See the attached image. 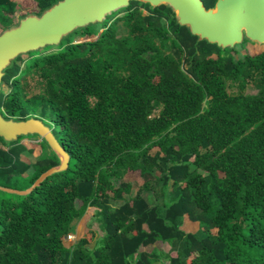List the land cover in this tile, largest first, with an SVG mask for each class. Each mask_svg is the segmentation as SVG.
<instances>
[{"label": "trees", "instance_id": "obj_1", "mask_svg": "<svg viewBox=\"0 0 264 264\" xmlns=\"http://www.w3.org/2000/svg\"><path fill=\"white\" fill-rule=\"evenodd\" d=\"M25 1L40 14L58 0ZM21 3L0 0V32ZM96 25L6 69L1 113L50 122L70 158L27 194L0 190V264H264V49L200 40L169 6L135 0ZM34 138L0 136V185L28 188L58 164ZM126 170L144 180L131 197L114 183ZM156 185L162 201L143 194ZM90 207L103 236L67 245Z\"/></svg>", "mask_w": 264, "mask_h": 264}, {"label": "water", "instance_id": "obj_2", "mask_svg": "<svg viewBox=\"0 0 264 264\" xmlns=\"http://www.w3.org/2000/svg\"><path fill=\"white\" fill-rule=\"evenodd\" d=\"M133 0H58L42 13H29L0 32V91L6 69L20 55L46 46L59 45L70 34L104 22L113 12ZM152 7L167 5L177 22L187 26L200 40L222 48H234L245 39L264 44V0H217L207 8L203 0H135ZM37 135L44 140L58 164L42 172L25 189L0 185L12 194H27L49 175L64 170L70 155L56 137L52 126L42 118H6L0 111V136L6 141L20 136Z\"/></svg>", "mask_w": 264, "mask_h": 264}, {"label": "rangeland", "instance_id": "obj_3", "mask_svg": "<svg viewBox=\"0 0 264 264\" xmlns=\"http://www.w3.org/2000/svg\"><path fill=\"white\" fill-rule=\"evenodd\" d=\"M21 2L22 3H21V6H20V10H19V13H20L19 18L21 16H23V15H27L29 13H37L39 11L38 7L35 6L34 2L28 3L27 1H23V0H21ZM138 2H140V1H138ZM141 3L147 4V3H144V2H141ZM144 12L147 13L148 12L147 9L144 8ZM121 15H123V13H119V14L115 15V18L118 17V16H121ZM99 31H100L99 27L96 24L95 25H91L89 27V32L91 34H95V33L99 32ZM127 31H128V29L123 24H121L120 28H119V34L120 35L125 34ZM83 33H84L83 29H80V30L70 34L68 37H70V38L81 37L83 35ZM56 48H57L56 46H52V48L50 50H53V49H56ZM236 48L238 49L240 54H244V53H247V52L251 53V54H255V53H258V52H260V51H262L264 49V44L247 40L245 43L243 42L241 44L236 45ZM236 56H238V55H236ZM27 80H28L32 90H34L36 92L40 91L35 79H33L32 77H28ZM6 88L7 87H5V89ZM230 90H233V89H230ZM246 92L253 94V93L257 92V89L253 85H249V87L247 88ZM48 123L50 124V122H48ZM50 125L53 126L52 124H50ZM27 137H31V138L37 137V138L31 139V140L30 139L29 140H25L27 142L32 141V140H37V141L42 140L37 135H28ZM155 152H156L155 149L152 150V153H155ZM43 154L44 155H46V154L51 155L50 149L46 148L44 150ZM121 179L131 182V184L133 186L132 193H131V195H128V197H131L132 195H134L139 190V188L142 186L143 181H144L143 178L141 177V174H140L139 171L126 170V171L123 172L122 176L119 179H115V181H114L115 187H117L119 185V182H120ZM143 194L147 195L152 200H154V194H157L159 196L158 197L159 201H162V197L163 196L160 193V186L159 185H156V187L153 190H150L149 192H145L144 191ZM119 203H121L120 200H116L115 199V200L111 201V204L113 206H116ZM98 211H99L98 208L90 207L86 211V213L84 214V216L82 218H80L77 221H75V231L71 233L73 235V238L72 239H68L66 237L67 240L65 239L67 245L73 244L77 239H79L86 232H89L91 230L95 231L99 236H103L104 232L100 229V226H99ZM193 226H194V228L197 227V225H193ZM169 249H170V246L168 244H165L164 247H163V252L165 253ZM166 263H167V259L162 256V258L158 262H156L155 264H166Z\"/></svg>", "mask_w": 264, "mask_h": 264}, {"label": "crops", "instance_id": "obj_4", "mask_svg": "<svg viewBox=\"0 0 264 264\" xmlns=\"http://www.w3.org/2000/svg\"><path fill=\"white\" fill-rule=\"evenodd\" d=\"M23 1H25V0H23ZM35 141H37V140H32V142H35ZM47 148H49V147H47ZM50 149V148H49ZM50 151H51V149H50ZM44 153V152H43ZM51 154H52V151H51ZM46 155H49V154H46ZM35 157V158H34ZM30 160H31V162L32 163H34V162H36V160L39 158L37 155H31L30 157ZM193 225H196L195 223L194 224H192V223H186L185 224V229H187V230H193V231H195V230H197L198 229V226L196 227V228H194V226Z\"/></svg>", "mask_w": 264, "mask_h": 264}, {"label": "built area", "instance_id": "obj_5", "mask_svg": "<svg viewBox=\"0 0 264 264\" xmlns=\"http://www.w3.org/2000/svg\"><path fill=\"white\" fill-rule=\"evenodd\" d=\"M67 238H68V239H72V238H73V235H72V234H69V235L67 236ZM67 238H66V240H67Z\"/></svg>", "mask_w": 264, "mask_h": 264}]
</instances>
